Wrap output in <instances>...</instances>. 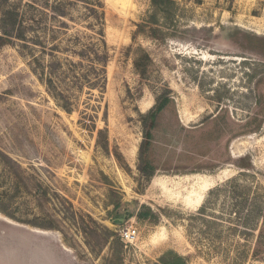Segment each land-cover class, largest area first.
Returning <instances> with one entry per match:
<instances>
[{
  "label": "rangeland",
  "instance_id": "obj_1",
  "mask_svg": "<svg viewBox=\"0 0 264 264\" xmlns=\"http://www.w3.org/2000/svg\"><path fill=\"white\" fill-rule=\"evenodd\" d=\"M58 1L90 34L84 0H0V264H264V0H175L163 40L138 33L151 0H85L106 85L70 113L47 86L52 33L30 22L23 45L11 25Z\"/></svg>",
  "mask_w": 264,
  "mask_h": 264
},
{
  "label": "trees",
  "instance_id": "obj_2",
  "mask_svg": "<svg viewBox=\"0 0 264 264\" xmlns=\"http://www.w3.org/2000/svg\"><path fill=\"white\" fill-rule=\"evenodd\" d=\"M83 2L85 3L86 13L82 15L84 18L80 19V22L89 21L86 30H89L90 34H69V24L63 22L61 19H67L69 21H74V19L69 17L65 8H62L63 4H65L64 1H58L56 6L51 9L53 15L48 16L42 11L39 14L32 15L34 18L26 23H17L16 18H19V12H16L13 15L14 23L11 24L13 28L18 26L19 33L15 34L14 31H16V28L12 33L14 38L21 41L23 45H25L23 41L26 39V32L31 27L30 22L36 24L37 33L39 31L40 33L47 31H49V34L52 33L50 40L53 43L50 45L49 50L54 61L50 65L51 72L49 73L47 86L58 105L68 113L73 110L74 103L72 102V98L75 92L88 87L90 90L88 96H90L93 89H98L102 95L106 85V65L109 59L106 52L105 16L100 11L101 4L99 1L90 3L84 0ZM70 5L68 3V6ZM176 5L175 0H151V11H149L147 17L138 26V33L148 31L150 36L155 39H165L166 35L163 34L162 27L164 28L169 22H173ZM37 15H41L40 19H37ZM52 19L58 21L59 26L56 29L57 31H55V28H51L47 22V20ZM2 31L3 34L0 40L5 39L9 41V31L6 26ZM59 34H62L65 38H60ZM42 37L45 38L46 36L42 35ZM57 41L59 42L57 43ZM58 54H66L67 57L65 59L57 57ZM73 59H76L77 62ZM142 66L137 64V68L139 69ZM90 97H88L86 103L83 102L85 110L81 112V120L86 127H90L91 125L95 127L94 118L98 107L92 104V98ZM100 134L101 132H99ZM237 258L241 260L240 257Z\"/></svg>",
  "mask_w": 264,
  "mask_h": 264
},
{
  "label": "built area",
  "instance_id": "obj_3",
  "mask_svg": "<svg viewBox=\"0 0 264 264\" xmlns=\"http://www.w3.org/2000/svg\"><path fill=\"white\" fill-rule=\"evenodd\" d=\"M121 239L125 244H133L137 239V230L136 229H128L123 230L121 233Z\"/></svg>",
  "mask_w": 264,
  "mask_h": 264
}]
</instances>
